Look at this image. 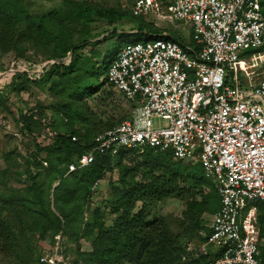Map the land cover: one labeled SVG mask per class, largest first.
Listing matches in <instances>:
<instances>
[{
    "label": "trees",
    "instance_id": "trees-1",
    "mask_svg": "<svg viewBox=\"0 0 264 264\" xmlns=\"http://www.w3.org/2000/svg\"><path fill=\"white\" fill-rule=\"evenodd\" d=\"M261 4L264 5V0ZM128 16L119 5L107 8L99 3L70 0L61 1L55 10L38 15L30 11L27 0H0V56L12 52L17 59L27 60L28 51L33 50L51 61L71 53L68 66L53 65L38 80L16 74L7 92L0 96V106L9 112L5 101H10L11 93L20 97L30 84L43 88L52 81L49 91H57L60 95H56L63 100L56 105L55 120L52 124L48 122L56 136L48 146H35V152L25 158L21 171L13 153H0L3 163L0 167V264H44L40 262L41 252L45 246L51 252L57 236H60L63 256L74 255L71 264H208L219 253L204 247L211 230L205 227L203 218L219 209L220 199L212 183L205 179L196 158V164L189 165L185 161L191 160H174L171 152L162 153L155 148L146 147L141 154L121 150L114 157L97 154L88 167L67 174L69 164L90 152L97 135L118 125L109 123L100 130L83 112L81 101L90 99L108 84L105 76L115 56L108 63L105 57L101 68H96V56L83 55L94 44L90 25L97 20L110 25ZM75 25L80 27L78 33L72 29ZM152 27L143 22L135 35L144 34L151 40L157 36L150 32ZM167 38L198 49L193 33L188 43L176 35ZM138 42L141 41L127 44ZM19 64L22 70L28 71L23 62ZM9 72L0 77L3 84L10 81L11 78L7 80ZM19 103L28 112L38 111V120L19 111L20 133L27 136L44 130L40 122L44 116L42 108ZM128 155L140 156L139 161L126 166L124 159ZM114 167L119 177L117 184H109L112 196L105 201L104 209H108L113 219L107 225L104 209L91 208V189ZM138 172L140 180H137ZM11 181L23 186L15 188ZM170 199L183 203L177 223L180 236L170 230L163 218L150 219V208ZM257 219L264 240L261 206ZM192 235L200 242L193 254L178 243L181 236ZM81 242L89 244L88 251L81 250ZM259 250L260 264H264V244L260 243Z\"/></svg>",
    "mask_w": 264,
    "mask_h": 264
},
{
    "label": "built area",
    "instance_id": "built-area-1",
    "mask_svg": "<svg viewBox=\"0 0 264 264\" xmlns=\"http://www.w3.org/2000/svg\"><path fill=\"white\" fill-rule=\"evenodd\" d=\"M116 1L122 11L145 23L152 16L181 22L192 31L198 49L164 33L122 46L105 78L134 109L126 121L97 135L90 152L69 164L67 174L88 167L97 154L114 157L121 150L141 154L150 147L171 152L174 160L196 157L220 199L204 243L219 253L208 264H260L257 217L259 206L264 208V78L252 83L257 76L252 70L260 68L264 51L252 55L251 63L240 59L239 52L264 47V5L261 0ZM70 60L69 53L42 68L68 66ZM18 65L15 75L29 73L32 81L44 74L19 71ZM238 71L248 77V88L241 86ZM19 111L38 120L36 109L28 112L19 106ZM40 122L54 138L48 122ZM40 262L71 264L61 253L60 236Z\"/></svg>",
    "mask_w": 264,
    "mask_h": 264
},
{
    "label": "rangeland",
    "instance_id": "rangeland-1",
    "mask_svg": "<svg viewBox=\"0 0 264 264\" xmlns=\"http://www.w3.org/2000/svg\"><path fill=\"white\" fill-rule=\"evenodd\" d=\"M61 1L65 0H27L30 11L33 14H46L52 10H55ZM76 2H82L83 0H70ZM100 5L107 8L116 7L118 2L116 0H100ZM128 17L121 22L115 21L110 25L106 24L103 20L94 21L90 25L91 36H93L92 45L86 48L83 55H92L95 57L96 68H101L103 65V59L106 57L107 63L110 59L116 55V53L127 43L135 41H146L150 40L144 34L141 36L135 35L136 33H131V31L136 30L139 26L145 22L142 18H135L131 16L128 12ZM147 24H152L153 27L150 28L154 34H167L176 35L185 43H188L191 38V30L181 22H174L169 19H161L156 16H152ZM73 30L77 33L80 31V27L75 25L72 26ZM148 30V29H146ZM153 39V38H152ZM151 39V40H152ZM264 47L258 49H249L239 52V58L245 60L247 63H251L250 58L252 55L257 53H262ZM95 54V55H94ZM96 54H99L98 56ZM21 61L27 63V68L29 72L35 74V72L43 71L46 72L42 67L47 62L43 54L34 52L33 50L28 51L27 60L17 59L15 54L9 52L0 56V77L3 74L8 73L7 80L10 81L3 84L0 81V96L7 92V86L12 81L15 73L12 76V71H18V65ZM260 68L253 69L254 75L252 83H256L258 80L264 78V57L258 62ZM20 65V64H19ZM18 65V66H19ZM29 65V66H28ZM12 70V71H11ZM19 71H23L20 67ZM20 74V73H19ZM27 76L29 73H22ZM36 75V74H35ZM12 76V77H11ZM237 78L241 83L243 88L249 87V79L242 71H238ZM38 80V79H37ZM102 80V78L100 79ZM52 83V81H51ZM44 86L43 88L39 86H34L30 84L26 92L21 93L20 97L14 93L10 94V101L6 100V106L9 112H6L0 106V153H13L16 157L17 164L19 165L21 171L24 167L25 158L31 156L35 152V146L45 147L51 144L50 137L46 134L44 130L41 129L40 132L34 133L33 135L24 136L20 133V128L18 126V116H19V106L20 101L28 105L30 108H35L37 105L42 108L41 120H46V122H52L55 120V108L56 105L63 102L59 98L60 93L57 91H49L50 84ZM59 95H56V94ZM17 99H20L18 101ZM83 112L89 118V121L96 126L98 129L102 130L107 124H119L120 122L126 121L134 106L125 97H123L119 92H117L109 84H104L97 92H95L90 99H83L82 101ZM39 110V112H41ZM63 122H66L64 119ZM158 120L153 118L154 125H157ZM77 128V127H76ZM82 133V132H81ZM140 156L138 155H128L124 159V164L126 166H133L139 161ZM196 158V157H194ZM196 159L191 161H185V164H196ZM46 165V164H44ZM0 167H3V163L0 162ZM202 168V166H201ZM203 172V171H202ZM119 177V172L114 167L113 171L108 172L105 178L100 181L97 185L95 192L91 196L92 207H100L104 209L105 201L109 200L112 196V189L109 184H117ZM140 173H137V180H140ZM23 180V178H22ZM11 186L15 188H21L23 184L11 181ZM138 208L140 204L137 205ZM183 210V203L176 200L170 199L163 203H158L153 208H150V219L154 216L163 218L170 228V230L177 236H180V231L177 229L178 218ZM104 214L106 218V224L111 225L113 217L109 214L108 209H104ZM205 227L209 228L211 216L205 215L204 218ZM259 220L257 219V228L259 229ZM201 235V234H200ZM178 243L182 247H186L188 253L193 254L197 244L200 243L198 237L192 235L189 237H180ZM261 244H264V240H261ZM80 248L82 251L89 250V244L86 242L80 243ZM41 254L45 255L49 253V247L45 246ZM74 255H69V260H72Z\"/></svg>",
    "mask_w": 264,
    "mask_h": 264
},
{
    "label": "crops",
    "instance_id": "crops-1",
    "mask_svg": "<svg viewBox=\"0 0 264 264\" xmlns=\"http://www.w3.org/2000/svg\"><path fill=\"white\" fill-rule=\"evenodd\" d=\"M165 34V33H164Z\"/></svg>",
    "mask_w": 264,
    "mask_h": 264
},
{
    "label": "water",
    "instance_id": "water-1",
    "mask_svg": "<svg viewBox=\"0 0 264 264\" xmlns=\"http://www.w3.org/2000/svg\"><path fill=\"white\" fill-rule=\"evenodd\" d=\"M71 54V53H70Z\"/></svg>",
    "mask_w": 264,
    "mask_h": 264
}]
</instances>
